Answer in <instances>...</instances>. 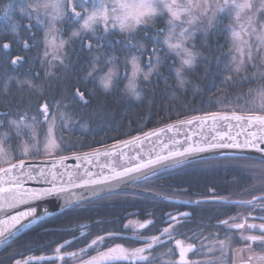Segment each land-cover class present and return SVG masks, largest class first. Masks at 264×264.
<instances>
[{
	"label": "trees",
	"instance_id": "trees-1",
	"mask_svg": "<svg viewBox=\"0 0 264 264\" xmlns=\"http://www.w3.org/2000/svg\"><path fill=\"white\" fill-rule=\"evenodd\" d=\"M35 1L37 0H0V21L22 22L16 34L4 32L6 26L4 22L0 23V113L6 114L0 116V119L19 120L25 113H27V119L36 113L42 121L43 118L37 112L38 105L46 100L53 103L59 101V108H50L49 119L51 120L52 114H55L57 143L62 151L59 149L54 155L45 157L39 154L18 157L19 155L15 153V159L10 163L20 159L56 158L111 147L117 141L131 140L132 137L141 136L159 127L194 116L219 112L264 115V109L259 107L260 99H256L257 93L264 87V77L260 75L264 72V45L259 46L258 52L259 41L249 31V27L246 31H241L239 22L227 11L216 16V22L212 28L208 27L207 18L203 16L190 26L194 34L185 41V46L198 55L195 67L184 73L183 87L178 84L174 72L171 71V68L179 66L178 61L174 63L173 54H168L167 46L163 45L158 53L162 61L159 66V75L154 74L150 82L139 85L140 99L124 91L126 80L120 81L106 93L98 87L97 79L95 83L91 80L87 81V90H91L94 94L88 98L87 105H84L74 100L73 85L85 90L83 77L90 70L89 63L92 57L114 56L123 71L124 57L126 55L141 56V53L138 50L128 52L125 49L128 34L115 33L101 41L104 47H97L94 44L91 51L83 48L78 40L72 41L65 45L63 52H60L64 58L63 65L58 61H52L49 65L47 60H50V55L42 65L41 61L45 59L43 41L45 26L36 25L32 19H26L22 15V9H27V6ZM8 4L12 5L11 19H7V16L2 17L3 7ZM164 17L165 15L157 18L152 27L138 30L134 34L132 43L143 44L150 51L154 45L146 36L152 37L162 33L159 39L163 41L165 35L164 28L161 27H163ZM242 22L246 23L243 18ZM29 23L32 24L30 31L26 27ZM260 24H264V12H261L260 18L254 22L257 27ZM62 26L64 30L62 38L67 41L75 28L71 25L63 24ZM233 28L240 32L243 41L248 42V44L240 43L239 47L247 53L250 44L253 53L251 61L246 54L243 56L245 64L236 75L225 70L226 65L232 62L233 56L237 57V61L241 58V54L235 51L232 42ZM96 33L103 34L102 29L97 28ZM25 40L30 45L27 50L23 48ZM5 43L10 46L7 50L3 49ZM109 43L111 47L108 46ZM18 55L23 57V62L13 65L11 59ZM146 61L147 53L141 56V63ZM46 71L52 72L53 75L46 77ZM229 75L232 76L231 80L226 79ZM25 79H30L42 90V93L29 90L27 85L21 88L16 83L17 80ZM6 85L7 91H5ZM87 90H85L86 97H88ZM39 124L36 147L37 144L43 145L44 132L47 130L46 124ZM203 160L207 161L205 162L207 164L198 165L194 169L177 172L166 170L137 181L123 191L99 199L102 201L111 195H119L115 200L103 203L94 209H87L83 213L90 217L89 220L92 221L93 231L96 234H117L119 216L121 213L128 212L127 208L123 212L120 211V207L140 204L136 202V197L140 195L138 188L173 192L168 197L183 199L188 198L187 196L192 199H201L224 195L240 198L245 195L254 196L263 190L264 181L261 179H264L262 176L264 166L260 165L258 159L239 160L236 157H217L198 161ZM5 165L7 164L0 167ZM135 193H138L136 197H134ZM120 195L126 199L123 201ZM142 195L152 196L148 193ZM154 205L159 208L163 205H174V203L157 198ZM87 207H91L90 204Z\"/></svg>",
	"mask_w": 264,
	"mask_h": 264
},
{
	"label": "snow or ice",
	"instance_id": "snow-or-ice-1",
	"mask_svg": "<svg viewBox=\"0 0 264 264\" xmlns=\"http://www.w3.org/2000/svg\"><path fill=\"white\" fill-rule=\"evenodd\" d=\"M40 7H43L46 10V14L50 16L49 24L50 26L45 31V52H44V60L41 61L43 65L47 57L49 56V48L55 47L59 52H63L65 45L69 44L72 41H79L83 48H87L89 51L92 50L93 45L95 44L97 47H104V44L101 41L106 40L108 35L119 33H127L125 44V49L128 52H132L133 50H138L143 56L147 53V61L146 63H141V56L137 55H126L122 62L123 71H121V66L117 64L116 57L111 56L107 58H103L102 56H94L92 57L89 63V71L85 77H83L84 88L87 90V81L91 80L92 82H96L97 79L99 81L98 87H100L104 92L111 91L116 85L119 84L120 81L126 80L127 83L124 86V91L135 97L136 99H140V92L138 91L139 85L143 82H150L152 76L159 75V66L162 63L159 57L160 48L163 45L167 46V53L173 54L174 63L178 61V65L176 67L171 68V71L174 72L175 78L178 84L183 87L185 83L184 73L186 71H190L195 67L197 53L190 50L185 46V41L190 39L194 34L190 30V26L196 23L197 20L200 19L201 16L207 18L208 27H214L215 18L217 13H224L227 11L229 14L234 13L235 19L237 22H240L242 19L241 14L244 13L247 17L248 26L253 24V17L258 13L264 12V0H260V6L257 8L254 4L253 0H243V2H238V0H223V4L219 3V0H45V2L41 5L37 3L35 6L28 5L27 10L22 9L24 15L29 16L31 19L30 13L37 12ZM51 8L52 12L48 13L47 10ZM79 9V11L77 10ZM199 12V15H195V12ZM211 13V15H209ZM167 14L169 19L167 21L168 24V34L164 36L163 41L159 39V35L162 33H157V35L152 37H147V39H151L153 42V47L149 51L143 44H134L132 43L134 39V34L138 30H146L148 25L155 21L158 17ZM73 22L79 24V28L72 32L69 40L60 39L59 43H56V37L53 36L49 39L50 33L56 32L59 33L61 30L57 29L55 25L57 23L63 22L65 17ZM37 25L43 23L40 19L39 14L36 17ZM187 24L189 27H185ZM26 27L31 30L32 24L29 23ZM102 27L103 34L97 35V28ZM179 29V31H177ZM241 31H246V26L241 23L240 24ZM15 31V27L13 28ZM207 31V29H205ZM255 31V28L252 29ZM232 42L235 47V51L241 54V58L237 61V57H232V62L229 65H226L225 70L230 71L232 75L238 74L245 64V60L243 56L246 54L249 61L253 59L252 53V45H248L247 53H244V50L239 47L240 43L248 44L247 41H243L240 35V32L236 31L234 28L231 30ZM87 40V43H85ZM257 40L259 41V45H257V51H260V45H264V31H261L257 35ZM111 47V43L108 45ZM9 44H3V49H9ZM30 47L28 42L25 40L23 42V48L27 50ZM66 55V53H65ZM53 59L57 60L61 65L64 64V58L60 55L53 56ZM23 62L22 56H16L11 59V63L13 65H17ZM49 65L52 64L51 60H47ZM39 74H37L38 76ZM53 73L50 71L45 72L46 77L52 76ZM264 77V72L260 74ZM232 76L229 75L226 77L227 80H231ZM16 83L23 88L27 85L29 90H35L36 92H41L42 90L38 88L30 79H25L23 81L17 80ZM74 92L73 98L74 100L87 105L88 98L91 97L94 93L91 90L88 91V97L85 96V90H81L80 86L73 85ZM5 91H7V85L5 86ZM258 98L260 99L259 107L264 109V87L260 89L257 93ZM60 102L55 101H44L39 104L37 107V112L39 115H42L43 120L40 123L47 125V135H46V143L45 149H59L60 145L56 142V138L54 137L53 130L55 127V114H52L51 120L49 119L50 108H59ZM6 115L5 113H0V116ZM214 120L217 118L220 119H228V116H221L219 113H210L208 114ZM63 117V113H61ZM27 113L20 116L19 120H9L8 124L10 127L15 128L17 130V135L19 136L22 129H31L33 127L32 124L26 123ZM232 119L237 121L245 120L247 121L249 126L256 124L260 127L262 133H264V115L252 114L249 113L246 116L237 115L236 113H232ZM33 122L37 121V117L33 116ZM201 117H193L192 120L188 121H180V123H192L194 121H199ZM3 125V121L0 120V126ZM66 126V125H65ZM173 125L168 126V130L171 131ZM159 131H163L162 129ZM144 137L147 139L151 135H159V132L154 130L151 133H144ZM223 137H221L222 139ZM33 139H35V134L33 133ZM233 141H235L234 137H230ZM140 137L135 136L132 137L131 140H121L117 141L116 144L113 145L115 148L118 144H123L125 146H129L133 143L139 142ZM174 143H176L174 141ZM264 134L257 137L255 133L251 134V139H246L243 144L238 142H233L231 144H220V145H212V147H229V148H237V149H254L256 153L260 155L258 157L249 156L246 154H240L236 157L239 160H252L258 159L260 165L264 166ZM204 151L202 148H193L189 145L186 148L170 150L166 155L157 154L154 158H150L145 162L137 163L133 167H124L121 171H116L112 169L113 174L111 176H105L102 179L90 180V181H82L80 184H75L69 180V183L73 187H84L86 185H97L104 184L110 180H121L122 178L128 176L134 172H141L142 169L152 168L154 165H160L161 167H170L174 165H178L182 163L179 157H187L193 152H201ZM24 155L28 154V149H24ZM107 155V153H105ZM64 159V158H61ZM79 159V157H77ZM24 168L25 161L23 159L18 160L17 163L11 164L9 169H0V171H11L13 168ZM41 175H44L43 170L40 171ZM52 175V183L51 187L44 189H32L25 190L21 183L17 181L16 191L12 193V195L6 200L5 204H0V210H5V208H15L18 204H29L32 201L41 200L45 197L52 196L54 193H63L68 190L66 186H57L55 184L56 173H51ZM146 176V174H145ZM0 191H9L8 189H0ZM95 191V190H93ZM264 199V197H253V200ZM253 200L249 201H238L232 203H240V204H248L252 205ZM201 201H195L194 203L199 204ZM227 202V201H226ZM47 212V209L44 210ZM190 213H178L177 215H168L167 227L163 228L160 232V235H153L151 237L143 238L145 240L144 247L132 248L128 249L119 244L115 247H111L107 252H100L99 257H92L91 260L87 261L86 264H96L97 259L100 261H108L110 259H125L130 261L141 262V264H150L149 255L145 253L148 250H151L155 245L165 243L161 237H166L167 240L174 239V229L176 225L181 224L182 219L184 217L190 216ZM43 219V215L37 214V207H28L25 211L17 212L15 215H8L6 219L0 220V225H4L3 228H0V243H6L8 239L14 235L13 229H17V225L20 227H27L29 224L36 223L37 220ZM235 217H229L228 219L220 220L219 224L226 226L227 229H236L241 230L244 229L247 224V218L242 217V222L240 223H230V221H234ZM257 219L264 220V217H257ZM26 221L27 223H22ZM152 221L138 222L133 223V221H129L126 228H139L144 229ZM248 229H259L260 235H242V239L244 241L257 242L259 241L262 245H264V223L259 225L257 224H247ZM83 235V233H82ZM115 233H108L107 236H97L95 239H92L88 248H96L102 247L108 238L114 237ZM141 239L142 237H137ZM71 241H65V244H70ZM175 247L179 251V259L173 264H190L188 260V254L195 251V245L192 243H185L184 240L174 239ZM218 243L223 248L226 246L225 240H219ZM249 248L251 245H247ZM61 245L56 249V252L59 253L61 250ZM88 249H81V252L84 253ZM171 251V250H170ZM76 253L70 252L67 253V256L74 257ZM58 259H64L63 256L58 257ZM251 259V258H250ZM264 259V257H261ZM16 264H22L21 261H17ZM23 264H28L27 261H24Z\"/></svg>",
	"mask_w": 264,
	"mask_h": 264
},
{
	"label": "flooded vegetation",
	"instance_id": "flooded-vegetation-1",
	"mask_svg": "<svg viewBox=\"0 0 264 264\" xmlns=\"http://www.w3.org/2000/svg\"><path fill=\"white\" fill-rule=\"evenodd\" d=\"M2 120V119H0ZM264 177V174H262ZM264 181V179H261ZM263 190L254 196L245 195L240 198H232L230 195L221 197H204L201 199L188 198H172L168 197L173 192H164L156 189L138 188V193L134 194L136 202L140 203L136 206H121L120 211L123 212L127 208L126 214L121 213L117 226L119 232L112 237L111 240L105 241L102 247L88 248L92 239L97 236H107L104 234H96L93 231L92 221L90 217L83 212L87 209L100 207L103 203H109L119 195H111L105 200H93L88 204L76 206L70 210L64 211L57 216L45 220L32 227L10 245L0 251V264H16L17 261H27L28 264H86L92 257H99L100 252H107L109 248L115 247L117 244L128 248L144 247L145 240L143 238L153 235H160L163 228L167 227L168 215H177L178 213H190L188 217L182 219L181 224L176 225L174 229V239L184 240L185 243L195 245V251L188 254L190 264H264V245L259 241H244L242 235H260L259 229H248L247 224H261L264 220L257 217H264V199L253 200V197H264ZM151 194L147 197L142 194ZM171 193V194H170ZM124 201L126 198L120 195ZM157 198L166 202L174 203V205H163L159 208L154 204ZM216 200V201H215ZM253 200L252 205L232 203L238 201ZM195 201H201L198 205ZM227 201V202H226ZM235 217L230 223L242 222V217L247 218V224L244 229H227L226 226L219 224L220 220ZM133 223L152 221L144 229L126 228L125 225L129 221ZM83 233V235H82ZM95 233V235H93ZM142 237L138 239L137 237ZM163 244L155 245L145 254L149 255L150 264H173L179 259V251L175 247L174 239L167 240ZM219 240H225L226 246L223 251L214 255L205 254L200 249L205 244H215L220 246ZM65 241H71L65 244ZM251 245L249 248L247 245ZM61 247L59 253L56 252ZM81 249H88L82 253ZM171 250V251H170ZM200 251V252H198ZM74 252V257L67 256V253ZM63 256L64 259H58ZM218 257V258H217ZM216 258V263L213 261ZM251 258V259H250ZM97 261H100L99 258ZM159 261V262H158ZM108 263L102 264H141V262L130 261L125 259H110Z\"/></svg>",
	"mask_w": 264,
	"mask_h": 264
},
{
	"label": "water",
	"instance_id": "water-1",
	"mask_svg": "<svg viewBox=\"0 0 264 264\" xmlns=\"http://www.w3.org/2000/svg\"><path fill=\"white\" fill-rule=\"evenodd\" d=\"M232 113L235 112H219L221 116H228V119L217 118L214 120L207 114L194 116L201 117V119L192 123H180V121L192 120L193 117L176 121L154 129L159 132L158 136L151 135L146 139L144 135H141L139 136V142L129 146L118 144L115 148L113 146H108L94 151L56 158L26 159L24 160V168L17 167L7 172L0 171V189L9 190L0 191V204H5L6 200L16 191L17 181L21 183L25 190L51 187V173L53 172L57 174L55 184L68 188V190L63 193H54L52 196L32 201L29 204H18L15 208L0 210L1 218L37 204L47 203L54 205L48 209L47 212H40L38 215H43V219L37 220L36 223L29 224L27 227H20L17 225L18 230L13 229L14 235H12L6 243H0V251L26 231L45 220L53 218L76 206L123 191L137 181L149 178L173 167L207 158L237 157L240 154L258 157L260 154L256 153L254 149L212 147V145L231 144L233 142L243 144L246 139H251L252 133H255L257 137L264 134L256 124L249 126L245 120L237 121L232 119ZM236 114L243 116L248 115L243 113ZM169 125L174 126L171 131L168 130ZM161 129L163 131H159ZM221 137L223 138L221 139ZM230 137H234L235 141L230 139ZM174 141L176 143H174ZM189 145L193 148H202L204 151L193 152L186 158L179 157L178 159H180L182 163L178 165L166 168L160 165H154L152 168L142 169L141 172L131 173L121 180H110L104 184H89L84 187H73L69 183L70 178L75 184H80L82 181L86 180L102 179L105 176H111L113 174L112 169L121 171L124 167H133L137 163H142L150 158H154L157 154L166 155L170 150H182ZM261 147H264V145H261ZM105 153H107V155ZM77 157H79V159H77ZM17 162L18 161L5 165L0 169H9L11 164ZM41 169L44 175L40 174ZM23 223L27 222L25 221ZM102 263L108 262H96V264Z\"/></svg>",
	"mask_w": 264,
	"mask_h": 264
},
{
	"label": "rangeland",
	"instance_id": "rangeland-1",
	"mask_svg": "<svg viewBox=\"0 0 264 264\" xmlns=\"http://www.w3.org/2000/svg\"><path fill=\"white\" fill-rule=\"evenodd\" d=\"M44 2H45V0H37L31 5L35 6L37 3L42 5ZM238 2H243V0H238ZM253 2H254V4L255 3L257 4L256 5L257 8L260 6V0H253ZM220 3L223 4V0H221ZM25 10H27V9H25ZM77 10L79 11V9H77ZM47 12L48 13L52 12V9L49 8L47 10ZM11 13H13L11 4H8V5L3 7V10H2V17L3 18H5L7 16L6 17L7 19H11L12 18ZM37 14H39L40 19L43 21V23L40 24V25L41 26H45L44 29H43L44 30V36H45V31L50 26V24H49L50 16L46 14V10L43 7H40L38 9V13L37 12H31L30 13L31 19L34 22V24H36V25H37V23H36ZM194 14L198 15L199 12L197 11ZM220 14H222V13H217V15H220ZM243 14L244 13H242L241 16H242V18L244 19V21L246 23H243V22L242 23L246 26V28L249 27V31H251V33L257 39V35L261 31H264V24H260L258 27H257V25H254V22L257 21L260 18L261 13H258L256 16L253 17V24L251 26H248V21H247V18L245 17L246 15L243 16ZM22 15H24L23 12H22ZM164 15H165V17H164L165 19L163 21V27H161V28H164L163 29L164 35L166 36L168 34L167 21L169 19V16L167 14H164ZM164 15H162V16H164ZM231 15L235 19V14L232 13ZM162 16H160V17H162ZM23 17L26 18V19L27 18L29 19V16H27V15H24ZM160 17H158V18H160ZM2 22H4V24L6 26L4 32H7L9 34H16V32L19 30V26L22 25L21 21L19 23H10V22L5 21V20L0 21V23H2ZM154 22L149 24L148 27H152V24H155ZM63 24L66 25V26H70L71 25L76 30L79 28V24L78 23L68 20L67 16H66L65 19L63 20V22L57 23L55 25V27L57 29H60L61 31L59 33H56V32L50 33L49 39H51L53 36H55L56 37V43H59V40L62 38V35H63V32H64L63 26H62ZM239 24H241V21L239 22ZM184 26L187 27L186 24ZM14 27H15V31H13ZM99 28L102 29V27H99ZM253 28H255V31H252ZM75 29H73L71 31V34H72L73 31H75ZM1 31H3V30H1ZM102 32H103V29H102ZM100 34H102V33H100ZM100 34H97V35H100ZM117 34H125V35H127V33H119V32H117ZM62 39H64V38H62ZM49 55H50L49 59L51 61H55V62L57 60L53 59V56H55V55H60L61 56L60 52L55 47L49 48ZM256 99L259 100L258 96H256ZM33 116L37 117V121L36 122L32 121L31 118ZM40 116L42 117V115H40ZM9 120H13V119L9 118V119H6V120H2L3 121V125L0 126V165H4V164L8 165V163L10 164V162L15 159L14 158L15 157L14 156L15 153H17L19 155L18 157H28V156L30 157V155H36V154H39L40 156L45 157V156H49V155H54L60 149V148L59 149L49 148L48 150L45 149L47 130L44 132L45 134H44L43 145L40 146V145L37 144V147H36V143H37L36 139L38 137V132H37L38 129H37V127L40 126V124H39L40 123V118H39V116H37L36 113L34 115H32L31 117L26 119V123L32 124L33 127L31 129H22V131H21L19 136L17 135V130L15 128H12V127L9 126V124H8ZM33 133L35 134V139H33ZM56 133H57L56 132V128L54 127L53 134H54V137L56 138V142H58V139H57L58 136H57ZM24 139L25 140H29V141L28 142H24L23 141ZM25 148L28 149V154L27 155L23 154ZM60 150L62 151V149H60ZM32 159H34V158H32ZM205 162H207V161L203 160V161H196V162H188V163L173 167V168L169 169L168 172H177V171H185V170H188V169H194V168H197L198 165L207 164ZM200 251L204 252L207 255L210 254L211 256L212 255L216 256L217 253H219L220 251H223V248L221 246H216V243L215 244H205V245H203L201 247ZM200 251H198V252H200ZM213 261L216 263V258ZM166 264H168V263H166ZM208 264H212V263L209 262Z\"/></svg>",
	"mask_w": 264,
	"mask_h": 264
},
{
	"label": "bare ground",
	"instance_id": "bare-ground-1",
	"mask_svg": "<svg viewBox=\"0 0 264 264\" xmlns=\"http://www.w3.org/2000/svg\"><path fill=\"white\" fill-rule=\"evenodd\" d=\"M52 206H54V205H52V204H47V203H44V204H37V205H34V206H32V207H37V214H39L40 212H43L45 209H50ZM27 208H25V209H22V210H18V211H16V212H14V213H12V214H10V215H15L17 212H20V211H25ZM8 216V215H7ZM7 216H4V217H1L0 218V220H4V219H6V217ZM51 219V218H50ZM25 222V221H24ZM23 223V222H22ZM4 227V225H0V228H3Z\"/></svg>",
	"mask_w": 264,
	"mask_h": 264
}]
</instances>
